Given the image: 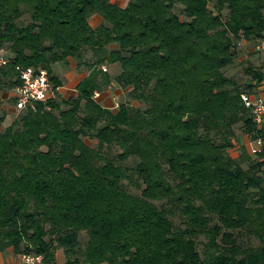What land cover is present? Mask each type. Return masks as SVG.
Here are the masks:
<instances>
[{"label": "trees", "instance_id": "16d2710c", "mask_svg": "<svg viewBox=\"0 0 264 264\" xmlns=\"http://www.w3.org/2000/svg\"><path fill=\"white\" fill-rule=\"evenodd\" d=\"M261 39L264 0H0V48L12 55L0 91L27 68L59 88V64L89 73L76 97L0 130V252L264 264V146L231 154L238 130L264 141L242 97L257 95L264 67L245 60L229 74L242 43ZM112 86L131 99L117 111L96 99Z\"/></svg>", "mask_w": 264, "mask_h": 264}, {"label": "crops", "instance_id": "0c3cea01", "mask_svg": "<svg viewBox=\"0 0 264 264\" xmlns=\"http://www.w3.org/2000/svg\"><path fill=\"white\" fill-rule=\"evenodd\" d=\"M112 3L124 7L127 4V0H112ZM103 22L104 20L100 15H94L91 18V25L95 28L101 25ZM241 46L243 48V53L239 60L240 63L245 60H252L258 67H264V51H258L256 49L255 43L243 42ZM244 50H247V52H244ZM111 70L114 71L115 74H119L121 68L118 65H114L111 67ZM54 71L63 82V86L60 88V95L65 99L76 97L78 94L77 88L79 84L82 83L89 75L86 70L78 69L77 63L73 60H69L67 64H59L54 68ZM109 93H111V91L102 93L97 96L96 99L105 108L112 109V107L109 105L110 100H102L103 97ZM255 97L264 99V82L258 87L257 95H255ZM11 99H13V103L16 101L14 90L0 91V102L3 103L0 105V113L3 114L2 117H0V130H2L7 125H11L17 117L18 112L16 110L15 103L12 104L10 102ZM244 141L245 142L242 144L241 137L239 138V142L241 144L239 147H247V149L250 151L252 144L250 137L248 135H244ZM61 251L62 250L58 251L57 253V259L55 261L56 264H66L67 262L66 256L64 255L63 257ZM0 264L25 263L23 261V255L16 254L11 248L5 252H0Z\"/></svg>", "mask_w": 264, "mask_h": 264}, {"label": "built area", "instance_id": "2783aa9c", "mask_svg": "<svg viewBox=\"0 0 264 264\" xmlns=\"http://www.w3.org/2000/svg\"><path fill=\"white\" fill-rule=\"evenodd\" d=\"M256 49L258 51H264V39L256 42ZM6 49L0 48V77L2 72L9 67L10 61L7 57ZM106 71L107 69L104 68ZM21 85L15 90V107L18 113L24 112L30 108L35 109L38 103H48L56 100L59 97L60 88L56 87L52 83L49 73L45 70L37 71L34 68H27L21 72L20 75ZM243 101L246 108L250 109L258 126H262L264 123V99L252 97L250 95H243ZM264 146V141L258 139L256 142H252L250 152L256 155L261 152ZM23 261L25 264H56L46 263L41 255H23Z\"/></svg>", "mask_w": 264, "mask_h": 264}, {"label": "rangeland", "instance_id": "374dc122", "mask_svg": "<svg viewBox=\"0 0 264 264\" xmlns=\"http://www.w3.org/2000/svg\"><path fill=\"white\" fill-rule=\"evenodd\" d=\"M24 19L25 20H29V17L28 16H25L24 17ZM251 46V45H250ZM7 52H6V54H7V57H11L12 55H11V53L8 51V50H6ZM244 52H247V50H244ZM239 60H240V58H239ZM237 61V64H236V66L234 67V68H232V69H230V72H229V74H233V73H236L237 71L238 72H242L243 71V69H241V67L239 66L240 65V61ZM76 62V61H75ZM109 68V67H108ZM244 68V67H243ZM109 73H112V70H110L109 69V71H108ZM115 76V75H114ZM107 91H111V93H109L108 95H105L104 97H103V101H105V100H110V103H109V105L112 107V110H114V111H117L118 110V108H119V106L122 104V103H125V102H128L129 100H131L130 98H129V96H128V92L127 91H125V90H122V89H120V87H116V86H112V87H110L108 90H106L105 92H107ZM105 92H103V93H105ZM60 97H62L61 95H60V93H59V97L58 98H60ZM62 98H64V97H62ZM105 98V99H104ZM12 104H14L13 103V99H11V101H10ZM105 103V102H104ZM3 103L2 102H0V105H2ZM135 105L136 106H138L139 105V103H136L135 102ZM2 113H0V117H2ZM17 116H19L18 114H17ZM238 135H239V137H241V140H242V144L245 142L244 141V135L245 134H243L242 132H240V130H238ZM87 141V143L88 144H90V145H92V146H95V142H93V141H91V140H86ZM241 144H239V146H240ZM238 146V148H236V149H234V150H231V154H232V156L233 157H237V156H239L240 154H241V148ZM242 147V146H241ZM253 156H256V155H253ZM134 191L136 190V189H133ZM176 222L177 223H179V222H181V220H179V218H176ZM86 234H83L82 235V239L83 240H85L86 239V236H85ZM62 252V255H63V257H64V255L66 256V254H65V251L64 250H62L61 251ZM67 258V257H66Z\"/></svg>", "mask_w": 264, "mask_h": 264}]
</instances>
